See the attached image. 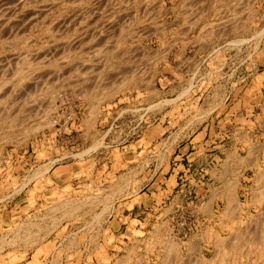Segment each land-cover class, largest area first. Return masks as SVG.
<instances>
[{"label": "rangeland", "instance_id": "374dc122", "mask_svg": "<svg viewBox=\"0 0 264 264\" xmlns=\"http://www.w3.org/2000/svg\"><path fill=\"white\" fill-rule=\"evenodd\" d=\"M261 109L264 0H0V264H264V162L171 175Z\"/></svg>", "mask_w": 264, "mask_h": 264}, {"label": "crops", "instance_id": "0c3cea01", "mask_svg": "<svg viewBox=\"0 0 264 264\" xmlns=\"http://www.w3.org/2000/svg\"><path fill=\"white\" fill-rule=\"evenodd\" d=\"M263 109V107H262ZM261 111L258 113V118L255 117L250 119L254 122L253 126V134L256 132L257 134V146L262 145L261 148L255 151V160L249 159L247 155L242 156L245 157V160L240 163L241 155H237L234 152V148H239L238 144L242 145V142L239 140L238 135L244 134L245 132H250V130H241L243 126L236 125L232 130H228L225 134L227 138L224 139L223 133L221 130H218L217 133L210 136V128H206L203 137L200 140H195L194 138L197 134L192 137L188 142L182 145V147L178 148L177 154L174 159V167H172V176L174 175V180L176 185H178V180L180 179L181 186L180 189L176 192H182L185 189V186H189L192 181V177L195 174V171L199 168L203 170L204 173L202 175H206V179L208 183H206V198L210 200L214 198L215 193L211 194V188L215 190L217 187H221L226 190L227 188V179L228 174L235 172L237 175L238 172V189H242V187H250L251 185H255V182H251V184L247 185L246 180L244 179V172L248 169H252L254 172H257L258 166L262 165L264 162V112ZM242 114V111H240ZM234 119L241 120L240 116L235 111V115H233ZM207 127V126H206ZM243 129V128H242ZM252 132V131H251ZM217 135H220L217 137ZM222 135V139L220 138ZM223 140V141H222ZM229 142V143H228ZM187 146V149L184 150V147ZM201 146V147H200ZM230 157L228 160L227 158ZM233 177V176H232ZM210 181V182H209ZM175 187V186H174ZM224 198L227 201L229 197L224 191ZM177 197V196H176ZM206 202V200H205Z\"/></svg>", "mask_w": 264, "mask_h": 264}, {"label": "bare ground", "instance_id": "6f19581e", "mask_svg": "<svg viewBox=\"0 0 264 264\" xmlns=\"http://www.w3.org/2000/svg\"><path fill=\"white\" fill-rule=\"evenodd\" d=\"M240 41H241V40H240ZM180 96H181V95H180ZM47 169H48V168H47ZM47 169H46V170H47Z\"/></svg>", "mask_w": 264, "mask_h": 264}]
</instances>
